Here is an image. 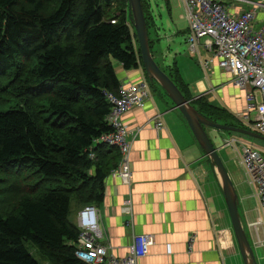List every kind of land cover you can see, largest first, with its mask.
Returning <instances> with one entry per match:
<instances>
[{
    "label": "trees",
    "instance_id": "16d2710c",
    "mask_svg": "<svg viewBox=\"0 0 264 264\" xmlns=\"http://www.w3.org/2000/svg\"><path fill=\"white\" fill-rule=\"evenodd\" d=\"M141 1L152 51L157 26ZM119 65L144 67L128 0H0V264H89L71 216L104 201L122 163L102 143L116 133ZM163 70L202 115L219 123L223 112L235 127L237 117L191 94L176 65Z\"/></svg>",
    "mask_w": 264,
    "mask_h": 264
},
{
    "label": "crops",
    "instance_id": "0c3cea01",
    "mask_svg": "<svg viewBox=\"0 0 264 264\" xmlns=\"http://www.w3.org/2000/svg\"><path fill=\"white\" fill-rule=\"evenodd\" d=\"M162 1L172 15L173 1ZM248 1L251 3L236 0H224L223 3L231 6L234 16L255 9L252 26L254 31H260L264 28V7H261L264 0ZM177 5L182 8L180 0ZM180 16L185 20L184 12ZM159 53L163 54L161 48ZM207 59V56H201L196 65L201 75H197L192 65L191 69L184 66L185 70L190 69L188 73L193 77L198 76L190 83L185 81L182 68L186 85L196 99L209 97L215 106L239 117L247 108L245 92L216 62L205 69L203 63ZM117 70L122 81L146 79L142 68L127 71L119 65ZM164 97L154 96L145 109L135 108L124 117V125L132 132V179L128 183L111 174L107 178L104 201L96 206L103 235L99 243L107 246L114 257L124 259L134 236L149 234L154 236L155 243L138 264H244L237 242L230 245L224 238L232 233L227 230L230 221L226 222L230 225L226 229L216 226V215L223 209L218 201L223 196L218 190L219 183L211 163H205V154L184 116L175 109L169 97ZM158 115L164 124L162 129H158L157 122L153 121ZM203 163L209 168L203 169ZM245 184L243 179L237 183L242 220L254 250H262L264 248L258 242L264 237V205L257 190L248 182L251 189ZM83 210H77L75 223H78V212ZM254 225H258L257 230ZM232 234L233 239L235 234ZM256 257L259 264H264V257L259 258L257 254Z\"/></svg>",
    "mask_w": 264,
    "mask_h": 264
},
{
    "label": "built area",
    "instance_id": "2783aa9c",
    "mask_svg": "<svg viewBox=\"0 0 264 264\" xmlns=\"http://www.w3.org/2000/svg\"><path fill=\"white\" fill-rule=\"evenodd\" d=\"M223 1L180 0L185 19L191 28V34L187 38L190 52L199 57L207 56L208 59L203 63L205 69L216 62L220 69L231 74L234 84L246 94L248 104L243 114L244 121L264 135V28L257 32L253 29L255 9L234 16L230 11L231 6L225 5ZM236 1L251 3L248 0ZM141 85L146 88L145 83ZM137 90L136 85H124L119 95H109L113 104L109 120L116 133L110 138H104L102 143L112 148H116L120 142L129 145L122 116L125 110L144 105V96L132 93ZM156 126L161 129L163 124L160 122ZM243 151L247 182L257 190L264 205V155L251 147H245ZM120 153L125 156V152ZM121 162L119 168L112 171L111 176L128 182L125 173L130 163L127 162V157ZM95 211V207H87L78 215L77 225L81 232L78 256L82 260L89 264H138L141 258L148 255L150 247L155 243L154 236L149 234L133 241L126 258L111 255L109 248L99 243L103 235ZM257 226L254 225L256 230ZM258 243L260 247H264V240L259 239Z\"/></svg>",
    "mask_w": 264,
    "mask_h": 264
},
{
    "label": "rangeland",
    "instance_id": "374dc122",
    "mask_svg": "<svg viewBox=\"0 0 264 264\" xmlns=\"http://www.w3.org/2000/svg\"><path fill=\"white\" fill-rule=\"evenodd\" d=\"M149 1L151 4L150 11H151V14L155 20L156 26H157L156 34H155L153 29L151 30L152 39L154 40L152 51H154V53L156 54V56H154V57H155L157 63L160 65V67H162L165 70L167 69L169 71H171V70L174 71V65H176L178 67V69L181 70L182 75H183L182 71L184 70V73H185L184 79L187 83H190L191 81H193L195 78L198 77V76L193 77L192 74L188 73V71H190V69H191V65L193 66V69L197 73V75H201L202 73H201V71H197V68H196V65L198 64V60H200V57L197 54H195V55L191 54L190 47H189L188 42H187V38H188L187 35L188 34L186 33V29L189 26V24H188L186 19L182 20L181 16H180L184 12V18H185V11H184V9L180 8L177 5V0H172L173 4H174V6L172 8V10H173L172 15L168 12L165 1H162V0H149ZM160 2H161V4H160ZM159 4H160V6H159ZM159 48H161L163 54L159 53ZM190 61H193V62H190ZM168 66H171L172 68L171 67L168 68ZM184 66L189 67L190 69L185 70ZM182 68H183V70H182ZM142 70L144 72V76H146L145 67H143ZM142 83L146 84V88H144L141 85ZM122 84H123V86L124 85H126V86L136 85L138 90H137V92L132 91V93H134L137 96L139 94H142V96H144V105L142 107H133L129 110H125V112L122 116V121L124 120V117L129 112H131L133 109H135V108L145 109L148 105L149 100H152L154 98V96L160 97L162 99L165 98L164 96L168 97V95L166 94V92L162 88L160 89V87H157L156 85L153 87H150V83L148 82L147 79H145L144 81H141V82L139 80H135V82H131V81L124 79ZM189 90L191 92L190 87H189ZM146 91L148 94L145 95ZM191 94H193V93L191 92ZM207 100L210 101V98L207 97ZM246 103H247V99H246ZM247 104H246V106H247ZM175 109H177V108L175 107ZM243 114H244V112H242V114L238 115L239 117H237V118L239 120L236 122H233L234 126L235 127L239 126L242 129L245 128L246 130H249L254 134L264 136V135L260 134L259 132H257L256 130H254V128L252 127V125L250 123H248L247 121H244ZM253 117H254L253 114H251V118H253ZM215 118L220 119L219 123H222V124L226 123V121H227V119L225 118V114L223 112H217ZM153 121H156L157 125L160 122L163 124V121L161 120V115H158L157 117H155V119ZM148 123L152 124L151 122H148ZM123 124H124V122H123ZM163 126H164V124H163ZM163 126L161 127V129L163 128ZM125 129H126V133H127V140L126 141L131 142V139L128 135L129 129L126 126H125ZM207 130H208L210 136L212 137L213 141L215 142L216 147L219 149V154H220L221 158L223 159V161L226 165V168H227L234 184L236 185V188H237V183L241 179H243V181H245V183H246L245 185L247 186V188L251 189L249 187V185L247 184V178L245 176L246 173H245V168L243 166V159H244L243 149L245 147H251V149L259 151L264 155V140L259 139V138L254 137V136H251V135H248V134L229 132V131H217L213 128H207ZM137 136H138V134L135 137H137ZM120 154L122 157L121 160L124 161V158H126L127 155L125 154V156H124V154H122V153H120ZM205 163H203L201 167H203V169L209 168V166L206 165ZM205 165L207 167H204ZM131 172H132V170H131ZM205 182H206V179H205ZM200 183L202 184V181H200ZM237 189H239V188H237ZM218 190H219L220 194H222V190H221L220 185H219ZM218 203L220 205H222L223 209H221V213L218 214L219 216L216 215V221H217L216 226L218 228L220 227V229H223V228L226 229L229 224L231 225V223L229 222L230 221L229 214H228V210H227V207L225 205V202H224V198L223 197L221 199L219 198ZM86 208H84V210ZM83 211H81V212H83ZM97 212H98V210L96 208L95 213H96V218L98 219L99 213H97ZM71 220H73V216H71ZM226 222L227 223L229 222V224H226ZM99 223H101L100 216H99ZM227 230L233 233V229L231 226ZM246 231L249 235V232L247 229H246ZM232 233L226 234V232H225L226 235L224 237L226 239V242L228 244L230 243V245L232 242L236 244L235 236L232 239V235H233ZM255 237L256 236L254 235V238ZM263 240H264V237H263ZM25 244H26L28 250L33 253L34 257L36 259L40 260V257L38 255V253L36 252L35 246L31 242H25ZM235 247L237 248V246H235ZM255 253L257 254V256L259 258L264 257V249H262V250L259 249V250L255 251Z\"/></svg>",
    "mask_w": 264,
    "mask_h": 264
},
{
    "label": "water",
    "instance_id": "95a60500",
    "mask_svg": "<svg viewBox=\"0 0 264 264\" xmlns=\"http://www.w3.org/2000/svg\"><path fill=\"white\" fill-rule=\"evenodd\" d=\"M134 27L138 36L141 55L145 70L152 81H156L173 101L175 107L184 116L193 136L210 161L214 176L222 190V196L228 210L230 223L235 234L238 249L244 264H259L254 247L252 246L240 211V197L226 165L219 154V149L210 136L207 128L217 131H229L248 134L264 140V136L254 134L249 130L213 122L202 115L188 100L171 77L158 65L151 51L149 32L141 0H128Z\"/></svg>",
    "mask_w": 264,
    "mask_h": 264
},
{
    "label": "bare ground",
    "instance_id": "6f19581e",
    "mask_svg": "<svg viewBox=\"0 0 264 264\" xmlns=\"http://www.w3.org/2000/svg\"><path fill=\"white\" fill-rule=\"evenodd\" d=\"M120 82V81H119ZM125 127V126H124ZM221 133V132H220ZM127 135V133H126ZM128 135L129 137L131 138V135H132V132L129 130L128 132ZM132 145H133V142H130L129 145L127 144H124L122 142H120L119 144L116 145V148L118 151L120 152H125V154L127 155V162L130 163L131 162V153H132ZM131 171V168L129 166V169L128 171L125 173L126 177L128 178V183L131 182V179H132V173L130 172ZM125 177V178H126ZM125 182V181H124ZM131 207V203L129 204L128 208ZM99 213V212H98ZM100 224V223H99ZM101 227V225H100ZM145 235V234H144ZM140 236H143V235H136L134 236L133 238V241H135L136 238L140 237ZM149 254V253H148Z\"/></svg>",
    "mask_w": 264,
    "mask_h": 264
},
{
    "label": "flooded vegetation",
    "instance_id": "af4514ba",
    "mask_svg": "<svg viewBox=\"0 0 264 264\" xmlns=\"http://www.w3.org/2000/svg\"><path fill=\"white\" fill-rule=\"evenodd\" d=\"M262 248H264V247H262Z\"/></svg>",
    "mask_w": 264,
    "mask_h": 264
}]
</instances>
